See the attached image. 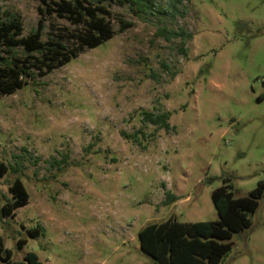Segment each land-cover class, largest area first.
<instances>
[{
  "label": "rangeland",
  "instance_id": "1",
  "mask_svg": "<svg viewBox=\"0 0 264 264\" xmlns=\"http://www.w3.org/2000/svg\"><path fill=\"white\" fill-rule=\"evenodd\" d=\"M92 2L113 35L90 48L80 44L88 17L0 0L2 20L22 25L17 37L42 20L43 41L77 52L47 70L44 52L0 42L14 64L31 57L23 87L0 92V234L14 260L34 251L45 264H153L140 247L146 224L216 220L213 189L238 197L264 182V0ZM163 111L169 130L143 120ZM16 178L28 203L3 216ZM167 190L179 200L165 205ZM251 219L218 264H264V195Z\"/></svg>",
  "mask_w": 264,
  "mask_h": 264
},
{
  "label": "trees",
  "instance_id": "2",
  "mask_svg": "<svg viewBox=\"0 0 264 264\" xmlns=\"http://www.w3.org/2000/svg\"><path fill=\"white\" fill-rule=\"evenodd\" d=\"M93 0H41L45 10L50 9L58 15L71 17H88V30L81 36V45L90 48L97 47L113 35L112 26L100 15L108 13L102 4H94ZM104 0H99V3ZM130 1V0H128ZM134 1V0H133ZM50 2L55 4L50 8ZM150 3L151 0H146ZM141 5L140 0H135ZM149 4L142 7H148ZM121 29L128 28L131 22H125L119 18ZM44 24L40 20L37 27L27 36L17 37L22 30V25L15 16H10L6 21L1 18L0 10V42L15 47L22 45L27 55L35 51L44 52L39 60L42 67L47 70L64 65L77 55L74 50H69L61 41H43ZM159 33L167 39L172 37L191 38L192 35L184 30H168L160 28ZM31 57L24 60L23 66L14 64L10 59L0 56V92L12 93L23 87L28 75L26 65L30 64ZM25 77V78H24ZM170 113L163 111L157 114L144 112L143 120L169 130L172 126L169 122ZM123 135L130 137L128 134ZM0 172L4 173V167L0 163ZM228 179V178H226ZM13 195L12 200L1 207L3 216L14 214L15 209L28 203L29 194L20 178H16L9 186ZM264 195V182L248 195L234 196L232 189L223 184L213 189L211 198L218 212L216 220L180 221L176 217H169L161 222H150L139 231L141 249L153 257V264H218L223 256L231 249L232 242L224 241L233 236L234 232L242 231L252 224L251 216L259 207V199ZM180 197L170 190L166 191L163 203L165 205L177 201ZM31 237L38 236L37 228L28 229ZM27 243L26 239H19L18 246L22 248ZM0 264H45L34 251H27L23 259L14 260L10 250L4 245L0 234Z\"/></svg>",
  "mask_w": 264,
  "mask_h": 264
},
{
  "label": "crops",
  "instance_id": "3",
  "mask_svg": "<svg viewBox=\"0 0 264 264\" xmlns=\"http://www.w3.org/2000/svg\"><path fill=\"white\" fill-rule=\"evenodd\" d=\"M177 195V194H176ZM179 200V199H178ZM177 202V201H176Z\"/></svg>",
  "mask_w": 264,
  "mask_h": 264
}]
</instances>
